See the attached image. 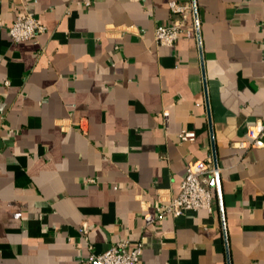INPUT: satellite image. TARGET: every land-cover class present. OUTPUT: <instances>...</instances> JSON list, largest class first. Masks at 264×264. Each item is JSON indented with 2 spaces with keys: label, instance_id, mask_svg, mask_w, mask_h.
Listing matches in <instances>:
<instances>
[{
  "label": "crops",
  "instance_id": "obj_1",
  "mask_svg": "<svg viewBox=\"0 0 264 264\" xmlns=\"http://www.w3.org/2000/svg\"><path fill=\"white\" fill-rule=\"evenodd\" d=\"M171 1L0 0V264H87L123 241L139 264H228L215 186L212 212L144 218L189 161L213 163L209 118L231 264H264V147L247 135L264 122V2L196 0L202 65L192 0L177 43L156 41ZM25 10L46 31L16 43Z\"/></svg>",
  "mask_w": 264,
  "mask_h": 264
},
{
  "label": "built area",
  "instance_id": "obj_2",
  "mask_svg": "<svg viewBox=\"0 0 264 264\" xmlns=\"http://www.w3.org/2000/svg\"><path fill=\"white\" fill-rule=\"evenodd\" d=\"M264 2V0H262ZM170 12L176 16L172 24L160 25L155 30V38L159 45L173 46L182 37L186 28V20L191 12L188 4L173 0L169 3ZM10 35L14 42L36 41L38 37L46 31V27L30 11L19 14L12 23ZM1 99V96H0ZM169 113L164 112L167 119ZM250 140V147H264V122L257 121L250 125L247 131ZM182 141H195L196 134L193 131H182L180 133ZM239 147H247L246 143L239 142ZM215 168L211 160L189 161L186 169V176L180 185L179 194L168 203L161 204L156 217L146 215V223H152L165 214L179 217L187 210H207L213 211L214 189L211 185L215 178ZM87 235V229H81ZM142 252L141 245H137L132 250H127V242H119L101 254H92L87 264H139Z\"/></svg>",
  "mask_w": 264,
  "mask_h": 264
},
{
  "label": "water",
  "instance_id": "obj_3",
  "mask_svg": "<svg viewBox=\"0 0 264 264\" xmlns=\"http://www.w3.org/2000/svg\"><path fill=\"white\" fill-rule=\"evenodd\" d=\"M192 4H193V12H194V17H195V22H196L197 34H198V42H199V48H200L201 62H202V65H203V55H202V47H201V41H200L197 1L196 0H192ZM203 79H204V83H205V86H206V77H205L204 73H203ZM207 103H208V99H207ZM209 119H210L209 120V122H210V132H211V136H212L213 165H214V168L216 170L215 178L213 179L211 185L216 187L217 196H218V200H219V206H220V213H221V218H222V225H223V233H224V240H225V247H226L227 262H228V264H231L230 252H229V244H228V236H227V230H226V224H225V214H224V207H223L220 176H219V172H218V160H217V155H216L215 143H214V139H213V128H212L211 118H209ZM94 264H97V263H94Z\"/></svg>",
  "mask_w": 264,
  "mask_h": 264
}]
</instances>
